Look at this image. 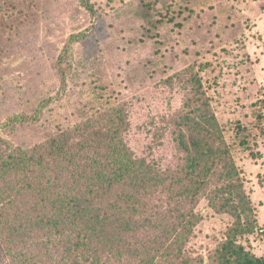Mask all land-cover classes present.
<instances>
[{
    "label": "rangeland",
    "instance_id": "rangeland-1",
    "mask_svg": "<svg viewBox=\"0 0 264 264\" xmlns=\"http://www.w3.org/2000/svg\"><path fill=\"white\" fill-rule=\"evenodd\" d=\"M0 2L4 138L31 147L119 107L127 149L174 175L183 161L175 137L197 93L216 119L250 211L236 222L197 199L186 249L210 264L239 224L236 243L264 258V0H85L90 11L80 0ZM78 34L61 84L57 61ZM16 116L32 120L2 128Z\"/></svg>",
    "mask_w": 264,
    "mask_h": 264
},
{
    "label": "trees",
    "instance_id": "trees-1",
    "mask_svg": "<svg viewBox=\"0 0 264 264\" xmlns=\"http://www.w3.org/2000/svg\"><path fill=\"white\" fill-rule=\"evenodd\" d=\"M80 37L69 36L59 56L61 84ZM197 95L175 137L183 161L174 175L127 149L119 107L31 147L0 132V264H202L186 249L199 220L195 201L204 197L236 222L250 208L216 119ZM29 119L9 118L2 128ZM241 229L229 231L210 264H264L236 243Z\"/></svg>",
    "mask_w": 264,
    "mask_h": 264
}]
</instances>
